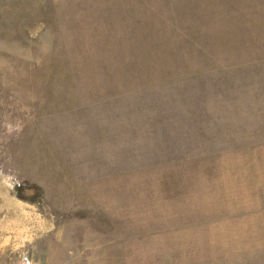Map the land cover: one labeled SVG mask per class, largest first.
Masks as SVG:
<instances>
[{
  "label": "rangeland",
  "instance_id": "1",
  "mask_svg": "<svg viewBox=\"0 0 264 264\" xmlns=\"http://www.w3.org/2000/svg\"><path fill=\"white\" fill-rule=\"evenodd\" d=\"M0 264H264V0H0Z\"/></svg>",
  "mask_w": 264,
  "mask_h": 264
}]
</instances>
